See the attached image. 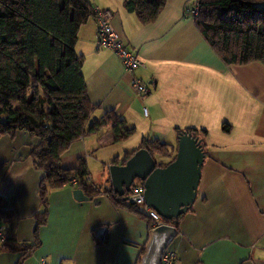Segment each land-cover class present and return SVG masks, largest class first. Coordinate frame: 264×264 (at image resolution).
Instances as JSON below:
<instances>
[{
    "label": "crops",
    "instance_id": "0c3cea01",
    "mask_svg": "<svg viewBox=\"0 0 264 264\" xmlns=\"http://www.w3.org/2000/svg\"><path fill=\"white\" fill-rule=\"evenodd\" d=\"M89 1L110 11L109 22L142 61L126 71L114 51L97 47L94 16L80 26L75 50L83 56L88 99L96 107L91 116L113 111L134 134L114 142L108 126L82 136L62 154L61 166L85 160L90 182L102 191L112 188L100 182L105 168L130 158L144 138L167 143L174 155L178 131L204 129L205 135L198 133L205 158L197 195L167 247L176 251L177 264H264V65L224 63L190 16L191 0H166L148 24L124 0ZM133 75L150 85L149 93L133 90ZM37 141L23 130L0 137V199L8 212L0 227L13 243L0 251V264H16L18 248L34 239L44 176L30 156ZM153 156L157 163L172 157ZM74 189H48L40 244L20 264H140L152 228L146 205H135L136 211L116 206L103 191L77 200Z\"/></svg>",
    "mask_w": 264,
    "mask_h": 264
},
{
    "label": "trees",
    "instance_id": "16d2710c",
    "mask_svg": "<svg viewBox=\"0 0 264 264\" xmlns=\"http://www.w3.org/2000/svg\"><path fill=\"white\" fill-rule=\"evenodd\" d=\"M165 2L124 0V6L140 23L148 24L156 20ZM191 7L192 1L188 11ZM90 16H94V6L89 0H0V137H13L19 130L36 137L30 156L44 172L39 187L42 209L35 215L34 239L18 248L16 264L40 244L37 232L46 222L48 189L63 187L75 179L72 185L88 196L103 191L116 206L136 211L137 206L123 200L112 188L101 191L86 182L85 160L74 168H64L60 162L72 142L98 134L105 127L111 128L114 142L134 134V128L113 111L89 121L96 107L88 99L83 56L76 53L75 46L78 30ZM193 19L203 39L224 63L246 65L258 61L264 65V0H197ZM187 131L198 137L199 132L206 134L204 129ZM141 148L151 155L172 156L157 166H165L174 158L169 145L156 138H144ZM129 156L126 154L121 163ZM135 182L142 183L138 179ZM4 204L0 199V217L8 214L2 210ZM180 216L174 220L160 218L159 224L178 228ZM148 223L156 226L149 217ZM12 244L8 240L0 251L12 248Z\"/></svg>",
    "mask_w": 264,
    "mask_h": 264
},
{
    "label": "water",
    "instance_id": "95a60500",
    "mask_svg": "<svg viewBox=\"0 0 264 264\" xmlns=\"http://www.w3.org/2000/svg\"><path fill=\"white\" fill-rule=\"evenodd\" d=\"M176 153L165 166H157L155 157L145 148L137 149L124 164L109 165L111 186L123 196L135 180L144 185L145 205L164 220H174L188 211L193 204L205 158L201 139L187 130L177 134ZM77 200H90L82 189L73 190ZM104 227L97 231L102 232ZM177 234L175 226L160 223L149 230L140 264H161L162 254Z\"/></svg>",
    "mask_w": 264,
    "mask_h": 264
},
{
    "label": "built area",
    "instance_id": "2783aa9c",
    "mask_svg": "<svg viewBox=\"0 0 264 264\" xmlns=\"http://www.w3.org/2000/svg\"><path fill=\"white\" fill-rule=\"evenodd\" d=\"M191 1L192 7L189 10V14L191 17H194L197 14V0ZM94 17L98 25L97 47L109 48L114 51L124 69L133 73L139 66L142 65V61L135 51H132L126 46L122 35L109 22L108 19L110 17V11L94 7ZM130 84L133 90L139 95H144L150 92V85L148 83H144L135 75L131 77ZM142 112L144 116H147L146 107H143ZM84 179L86 182L91 183L88 176H85ZM71 182L75 184L76 180L72 179ZM125 201L134 205H145L143 183L134 182L129 192L126 194ZM146 209L148 217L153 221L154 225H158L161 217L151 208L147 207ZM7 241L8 238L5 234V230L0 227V248L4 246ZM176 261V251L167 247L162 254L161 264H177ZM40 264L46 263L44 260H40Z\"/></svg>",
    "mask_w": 264,
    "mask_h": 264
},
{
    "label": "rangeland",
    "instance_id": "374dc122",
    "mask_svg": "<svg viewBox=\"0 0 264 264\" xmlns=\"http://www.w3.org/2000/svg\"><path fill=\"white\" fill-rule=\"evenodd\" d=\"M94 118V116H91L90 117V121L92 120ZM175 145V144H174ZM176 148V147H175ZM175 153H176V149H175ZM175 155V154H174ZM156 160H157V158H156ZM158 160H160V158L158 157ZM109 168L107 169V168H105V173H104V175H103V177L100 179V182H102V185L104 186V185H106L107 184V186L108 185H110V183H111V180H110V175H109ZM108 176V178H107V176ZM107 178V179H106ZM96 183H98V181H96Z\"/></svg>",
    "mask_w": 264,
    "mask_h": 264
}]
</instances>
